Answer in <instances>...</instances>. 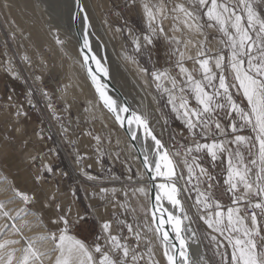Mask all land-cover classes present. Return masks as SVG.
<instances>
[{
  "label": "snow or ice",
  "instance_id": "6c2138e0",
  "mask_svg": "<svg viewBox=\"0 0 264 264\" xmlns=\"http://www.w3.org/2000/svg\"><path fill=\"white\" fill-rule=\"evenodd\" d=\"M75 3L79 8L76 16L84 24L81 65L103 106L126 129L132 141L140 140L142 158L137 159L149 174V180L161 182L155 185L154 199L151 190L139 181L131 190L133 197L152 200L150 210L142 207L147 220L146 232L135 220L130 223L127 219H103L100 233L91 244L70 234L71 228L81 222L88 223L90 214H78L70 222V208H62L56 195L51 194L43 207L55 218L49 216L45 223L42 212H35L31 207L36 194L9 185L13 198L0 202V264H45L53 253H57L54 264H141L142 261L160 264L150 246L146 254L137 252L140 241L148 233L160 240L165 264H193L188 253L189 242L198 243L200 236L192 227V217L181 199L182 193L192 192H195L192 207L197 220L206 226V238L214 246L219 264H264V0H178L170 9L163 3H143L148 31L136 35L129 28L128 35L132 38L133 52L149 61L162 38L165 63H172L178 69L174 75L155 65L151 70L139 68L145 83L151 79L157 92L166 96V105L186 125L191 144H181L176 150H171L156 133L149 116L108 94L101 74L108 76L109 70L93 54L92 25L82 0ZM135 3L136 0H128L130 5ZM169 17L173 22L171 34L164 27ZM206 29L219 33L218 47L209 42ZM125 58L138 64L135 55ZM186 61L192 62V68ZM43 94L49 99L48 108L52 109L51 97L47 92ZM237 95L241 102L235 98ZM189 97L194 98L195 106ZM243 101L246 104L241 106ZM29 104L36 107L31 101ZM220 113L229 118L227 126L221 122ZM16 115L27 116V113L18 109ZM62 128L68 132L63 125ZM245 128L254 135L241 134ZM87 135L93 136V133ZM93 139L97 142L96 151L103 156L102 137L95 135ZM13 140L14 137H5L0 146ZM204 157L208 158L207 166L202 163ZM80 159L77 156V162ZM181 166L186 172L178 171ZM218 167L224 177V194L231 201L227 207L215 191L221 183L214 174ZM45 170L53 172L50 166H45ZM81 172L90 181L101 179L84 169ZM41 179L40 175L35 177L37 182ZM127 180L131 182L133 176L129 175ZM116 193L114 187L101 186L91 196L107 203L114 201L113 207L124 209L125 216L136 211L129 202V191L121 189L123 202L115 199ZM72 195L75 197L76 191ZM16 200L23 207L9 208ZM29 216L34 219L29 220ZM186 220L189 223L185 224ZM114 223L120 231H114ZM49 224L55 231L49 229ZM40 227L48 230L37 236L26 235V231ZM125 228L135 238L134 247L129 246L128 237L122 234ZM48 241L53 243V248L43 250V244Z\"/></svg>",
  "mask_w": 264,
  "mask_h": 264
},
{
  "label": "rangeland",
  "instance_id": "374dc122",
  "mask_svg": "<svg viewBox=\"0 0 264 264\" xmlns=\"http://www.w3.org/2000/svg\"><path fill=\"white\" fill-rule=\"evenodd\" d=\"M42 1L46 4L45 8L56 15V0ZM93 3L98 5L112 26L122 29L120 31L121 41L130 56L135 55L140 67H148L151 70L155 65L156 68L168 69L174 75L176 74L178 69L172 63H165L166 53L162 38L158 42L157 50L153 52L151 61L133 52L132 38L128 35V29L131 28L136 35H142L148 31L147 18L140 9L138 0L131 5L128 4V0H93ZM157 3L159 2L151 0V4ZM44 17L45 11H42V17L40 16V18ZM15 26L19 27L17 23ZM172 26L171 19L169 23L164 21L165 30L169 34H171ZM20 27L22 28V26ZM0 29L23 75L21 79L8 69L7 57L0 40V141H3L5 137H14L11 143L0 146V170L12 180L15 188L29 194H36V201L31 207L32 210L38 213L42 212L45 223L48 222L49 216L55 218L51 211L43 207L46 197L51 194L56 195L57 202L61 204L62 208H70V222L76 220L78 214H90L87 217L88 223L81 222L70 230L71 233L76 234L89 244L100 233V224L103 219H127L130 223L135 220L141 224L142 229L146 232L144 226L147 221L142 207L148 209V204L142 197L137 198L131 195L132 188L138 186V181L139 183L142 182L138 179L137 168L130 161L123 146L117 144L120 135L118 127L114 126V131H110L106 126H99L97 123L99 121L98 117L83 112L82 108L86 106L83 100L75 104L72 98H70L71 100L69 98L61 99L60 92L67 78L54 66L55 58L51 53H47V57L51 60L45 63L43 59H39L33 49L26 45L29 55L34 58V65L30 66L26 63L22 53L27 51L14 38L24 36L23 28V31L10 29L0 16ZM206 33L209 42L214 47H218L219 33L214 29H206ZM101 39L111 69L121 76L120 82L123 81L125 85H128L121 84L124 93L128 92L133 102H135L132 107L136 109V106L141 107L150 104L154 100L159 109L160 118L164 122V131H161L160 119L155 120V123L158 127H161L160 133L165 142L172 150L178 149L181 144H191L184 121L178 119L175 113L171 111L170 106L166 105V96H161L157 92L155 84L152 83L150 78L147 84L144 82L145 86L139 84L134 78L135 72H130L131 68L127 66L128 64H126L116 47L117 42L109 39L107 35H103ZM47 50L46 46L41 48V51L47 52ZM123 64H125L124 67ZM186 64L189 67L192 62L186 61ZM37 75L41 77L40 81L37 79ZM44 92H47L53 100L54 106L52 109L48 108L47 97L43 94ZM235 98L238 102H241L239 95ZM31 99L32 104L36 105L35 108L29 104ZM189 99L191 104L195 106L194 98L189 97ZM245 104L246 101H243L241 106ZM18 109L22 113L26 112L27 116L20 115L18 117L16 115ZM57 117H60V119H57ZM219 118L225 126L228 125L229 118L225 117L224 113H220ZM165 120H167L166 124ZM62 125L68 129L67 133L62 130ZM15 128H20L21 131L17 132L14 130ZM86 131L93 133V136L100 135L102 137L101 150L104 153L103 156L96 151L97 142L93 139V136L85 137ZM241 134L254 135L249 128L243 129ZM77 156L82 157L79 160L81 163L77 162ZM32 157H35V159H32ZM202 163L207 166L208 158L204 157ZM45 166H50L53 172L47 173ZM129 168H131V172H129ZM180 168L186 172L182 166ZM81 169L101 179L90 181L82 174ZM214 174L221 181L219 187L215 190L216 195L225 207L230 206L231 201L224 194L222 184L224 177L221 168H216ZM37 175L42 177L39 182L35 180ZM129 175L133 176L131 182L127 180ZM101 186L110 189L116 188L115 199L121 202L124 201L121 189L129 191V202L136 211H130L125 216L124 209L118 206L113 207L114 201L113 203H107L98 197L92 198V192H98ZM73 191H76L75 197L72 195ZM190 195L194 201L195 192ZM191 211L197 225L200 226V234L212 264H219V257L214 254V246L206 238V226L202 221H198L197 215L193 210ZM49 229L55 231V227L50 224ZM113 229L114 231H120L115 223ZM122 234L128 237L127 243L129 246L134 247L135 238L129 236L126 228L123 229ZM147 235L152 234L148 233ZM149 246L153 250L151 243L149 245L148 241L142 239L137 252L146 254ZM154 258L157 260V255ZM145 259H147L146 255ZM141 264H144V262L142 261ZM162 264H165V262H162Z\"/></svg>",
  "mask_w": 264,
  "mask_h": 264
},
{
  "label": "bare ground",
  "instance_id": "6f19581e",
  "mask_svg": "<svg viewBox=\"0 0 264 264\" xmlns=\"http://www.w3.org/2000/svg\"><path fill=\"white\" fill-rule=\"evenodd\" d=\"M88 1L91 2L89 3ZM156 1L159 3H163L164 5H166L168 9H170L174 3L178 2V0H156ZM144 2H148L151 4V0H138V4L143 13H144L143 10ZM56 3H57V8L55 9V13H56L55 15L51 13V11L49 12V10L45 8L46 4L42 0H0V16L2 17V19L10 29L12 30L16 29L18 31L24 30L23 31L24 36L22 38H18V37H14V38L17 40L19 45L24 46L25 50L27 51L26 53L23 52L22 55L24 54L23 58L28 65L30 66L34 65L33 64L34 58L29 55V50L26 47V45L29 46V48L33 49V52H36L39 59H43L45 63H48V61L51 60L47 57V53H51L53 55V57L55 58L54 66H56L62 72V75L67 78V81L63 83L60 92L61 99L72 98L75 104H78L80 100L81 101L83 100L86 103V106L82 108L83 112L88 113L93 117H98L99 121L97 123L99 126H106L108 129H110V131H114V126L118 127L120 135L118 136L117 144L123 146V149L125 153L128 155L130 161L137 168L138 179L140 180V182H142L143 185H145L150 189L151 181L149 180V175L143 169L140 159H137V157H140V155L136 147H133L134 144L131 138L129 137L125 129L120 127L118 122L115 121L113 115L103 106L102 101L99 99L98 93L95 92V88L91 83V79L87 77L86 70L81 65L83 53L80 52L81 43L75 27V16L78 8L75 3V0H56ZM82 4L84 9L88 13L92 25V28L90 30L92 50L97 56V58H100L102 60V64L108 68L109 70L108 76L113 80L115 85L119 87V89L123 92L125 97H127L132 107V105L135 104V102H133L132 97L128 92L124 93V91L122 90V85L124 86H128V85H125L123 81L120 82L121 76H119L118 73L113 72V70L111 69L107 61V58L105 56V51L103 50L101 37L103 35H107L109 39L117 42L115 45L119 49V52L123 57V59L126 61V64H128L127 66L131 68L130 72H135L134 78L136 79V81L139 84L145 86L144 83L145 78L142 77V74L139 71L140 66L138 64L132 63L131 60L125 58L126 56H130V54L127 51L124 43L121 41L120 31H117V27L112 26V24L103 14V12L98 7V5L93 3V0H82ZM42 11H45V17L41 19L40 16L42 17ZM170 19H171L170 17L169 19H166L165 23H169ZM79 20H80L81 30L83 32L84 24L81 18H79ZM16 23L19 25V27L15 26ZM20 26H22L23 30ZM0 40L4 48V53L7 57L8 67H9L8 69L11 71V73L17 75L22 79L23 75L21 73V70L18 67L14 55L9 49L4 39L1 29H0ZM58 40L62 41L63 43H58L57 42ZM43 46L47 47L48 49L47 52L41 51V48ZM25 57H27L28 59H25ZM121 62L123 63L122 60ZM124 66L125 64H123V67ZM189 67L191 68L192 65H189ZM37 77L39 76L37 75ZM38 80L40 81L41 77H39ZM106 91L108 92L109 95L116 98L119 103L124 104L121 97L107 85H106ZM47 102L49 103L48 97H47ZM51 103L54 106L52 99H51ZM133 110H136L138 112H141L149 116L150 122L154 126L156 133L161 135L160 129L162 127L161 131H164V127H163L164 122H162L160 118V112L154 100H152L150 104H145L141 107L136 106V109L133 108ZM155 120L160 121L161 127H158V125L155 123ZM87 133L88 131H86L85 137L89 138L90 136L87 135ZM163 141L165 142L164 139ZM137 142L142 148L139 139L137 140ZM180 170L181 168H178V171ZM140 178H142V180ZM155 182L156 184H158L161 181L157 179L155 180ZM9 185H13L12 180L0 170V202H5L13 198L14 194L12 189L9 187ZM181 199L182 202L184 203L185 210L188 212V215L192 217V221H193L192 227L198 230L197 234L200 236V240L198 243H193L191 241L189 242V249H188L189 257L193 262V264H212L211 258L207 253L203 239L200 234V226L197 225L193 213L191 211L193 210L194 213L196 214L195 209L192 207L194 201L191 198V195H188L187 193H182ZM144 200L148 204V210H150L151 200L150 199H144ZM8 207L15 210L23 207V204L19 200H16V202L9 204ZM177 214L179 215L178 211ZM28 219L33 220L34 217L29 216ZM187 223H189V221L186 220L185 224ZM47 230L48 229L42 227L33 228L32 231H26V235L37 236L39 234L44 233ZM70 234L75 236L76 238L82 239L76 234H73L71 232ZM144 240L148 242L151 241V245L153 247L154 252L157 255V260L160 262V264H162V262H165V259L162 256V245L160 243V240L153 235H147V237ZM53 246H54L53 243L51 241H48L43 244V250H51ZM56 255L57 253H53L51 259L46 260L45 264H54Z\"/></svg>",
  "mask_w": 264,
  "mask_h": 264
},
{
  "label": "water",
  "instance_id": "95a60500",
  "mask_svg": "<svg viewBox=\"0 0 264 264\" xmlns=\"http://www.w3.org/2000/svg\"><path fill=\"white\" fill-rule=\"evenodd\" d=\"M78 11H79V8H77V12H78ZM75 27H76V31H77V34H78V37H79L80 43H81V45H82V41H83V32H82V30H81L80 20H79V18H78L77 16H75ZM93 54H95V53L93 52ZM92 66H93V68H95V62H92ZM101 77H102V82H103L104 84H106L107 86H109V87H110L115 93H117V94L121 97L123 103H124V104H127V105L130 107V109L133 110V108L131 107V105H130L128 99H127V97H125V95H124L123 92L119 89V87H117V85H115V83L113 82V80H112L109 76H103L102 74H101ZM124 129H125V128H124ZM125 131H126V129H125ZM127 134H128V133H127ZM128 135H129V137H130V134H128ZM130 138H131V137H130ZM132 142H133V144L135 145V147H136V149H137V151H138L140 157L142 158L141 147H140L139 143L137 142V140H136V141H132ZM148 175H149V174H148ZM155 185H156V182H155V181H151V182H150V190H151V191H150V195H151V197H152L153 199H154V196H155V193H156ZM151 203H152V200H151ZM168 231L171 233V228H170V226L168 227Z\"/></svg>",
  "mask_w": 264,
  "mask_h": 264
}]
</instances>
